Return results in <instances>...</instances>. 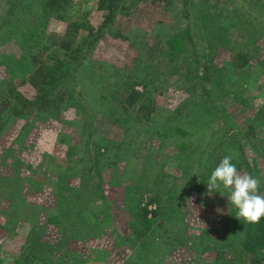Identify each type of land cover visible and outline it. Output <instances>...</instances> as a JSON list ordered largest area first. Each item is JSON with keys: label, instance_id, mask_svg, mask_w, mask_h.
<instances>
[{"label": "rangeland", "instance_id": "rangeland-1", "mask_svg": "<svg viewBox=\"0 0 264 264\" xmlns=\"http://www.w3.org/2000/svg\"><path fill=\"white\" fill-rule=\"evenodd\" d=\"M105 2L72 0L45 19L39 0H0V264H249L229 193L197 187L231 153L264 194V0ZM67 17L92 44L64 74L49 36ZM21 19L41 27L34 48L48 46L60 85L44 92L65 94L59 108L39 110L43 94L23 82ZM179 33L191 41L171 63ZM238 54L249 75L234 74ZM227 74L235 82L216 87ZM12 80L20 104L2 87ZM131 84L151 117L122 101Z\"/></svg>", "mask_w": 264, "mask_h": 264}, {"label": "trees", "instance_id": "trees-1", "mask_svg": "<svg viewBox=\"0 0 264 264\" xmlns=\"http://www.w3.org/2000/svg\"><path fill=\"white\" fill-rule=\"evenodd\" d=\"M106 0H100L101 6L105 7ZM162 1V2H172V0H155ZM39 2H42V6L45 8V11L43 16L45 19H50L51 17H62L63 13L67 10V7H70L72 5V0H39ZM22 10L18 8V11L15 10V14L20 13ZM68 20L66 29L63 33H50L49 41L52 45L55 46L54 54L55 55H61L63 56L61 64L66 67L67 70L64 74H67L68 72L71 73V71L75 72L79 70V68L82 66V57L81 53L85 50V47L90 46L92 44L91 37L88 38L86 43H81L79 41V33L81 29V25H83L80 21L74 20L75 18H65ZM18 21L20 19H17ZM70 20V21H69ZM21 22L27 27L29 30V34L26 38V41L24 42V46L26 49L29 50L30 55V61L33 66V71L30 74V76L25 80L23 78V82H28L36 91L43 94V97L40 96L41 103L39 104V110H43L44 108L48 106H58V108L61 106V103L64 102V96L62 93H57L55 97L48 98V93H50V89L48 92H44L47 87L50 84H59V81L56 77H54V67L49 66L45 63V60H43L42 56L43 53L48 50L47 47H42L43 50H39L38 52L35 51L34 46H37L38 41L34 40V35L41 36L42 30L40 31L39 24L36 23L30 25H26V22L21 19ZM37 25V27L35 26ZM92 31V28L89 27ZM38 29V30H37ZM187 33H185L186 35ZM93 35V33H92ZM122 38H126L125 36H121ZM189 37V41H191L190 36H184L182 33L175 34L171 36L169 39L168 47L170 49V53L168 54L170 57V62H174V57L178 55L179 51L182 49V44L185 43L184 39ZM32 40L30 43L28 40ZM249 63V57L244 54H238V62L236 63L235 67V73L236 75H243L244 73H248L246 69L247 64ZM244 70V71H243ZM53 71V72H52ZM207 75V72H206ZM249 75V73H248ZM224 77V76H223ZM225 81L222 85L214 84L218 88L228 87L229 85H232L234 82L230 75H226ZM16 83V82H15ZM12 81H10L7 85L2 86L5 89H9L8 92H10L11 96H17V101L20 104L21 100H24L25 98L23 95L17 90L16 84ZM142 84L146 87V92H148V84L142 82ZM1 88V87H0ZM127 94L125 95L124 100L126 106H131V108L136 110V114H141L142 112L147 113V117H151L152 115V108L151 104L148 102V100L145 98V93L140 94L138 91L135 90L134 85H129L126 87ZM4 98H2L0 94V103L2 102ZM22 102V101H21ZM18 109V108H15ZM6 108H3L2 104H0V125L2 124V121L4 120L6 116ZM143 114V113H142ZM208 181V178L202 179V182L197 187V190L204 191L207 190L206 183ZM233 211L231 214L232 220L234 221V224L237 229L243 232L242 236V243L243 248L241 251V255L245 252L252 255L250 263L249 264H264V218L260 220L259 223L250 224L245 221L238 220L235 218V209L231 207ZM20 260L16 262V264H23L20 261L24 259V254L21 255L19 258ZM27 264H30L27 263Z\"/></svg>", "mask_w": 264, "mask_h": 264}, {"label": "clouds", "instance_id": "clouds-1", "mask_svg": "<svg viewBox=\"0 0 264 264\" xmlns=\"http://www.w3.org/2000/svg\"><path fill=\"white\" fill-rule=\"evenodd\" d=\"M234 155L229 153L211 171L206 183L207 192L229 193L227 199L233 206L235 218L250 224L264 218V194L260 191L261 179L250 173H240L233 163ZM222 195V194H221Z\"/></svg>", "mask_w": 264, "mask_h": 264}]
</instances>
